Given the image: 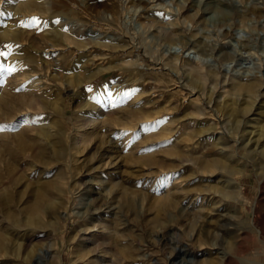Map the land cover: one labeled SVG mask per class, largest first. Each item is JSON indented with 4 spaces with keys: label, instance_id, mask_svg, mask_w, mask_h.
I'll return each mask as SVG.
<instances>
[{
    "label": "rangeland",
    "instance_id": "1",
    "mask_svg": "<svg viewBox=\"0 0 264 264\" xmlns=\"http://www.w3.org/2000/svg\"><path fill=\"white\" fill-rule=\"evenodd\" d=\"M0 25V100H17L0 106V264H264V0H0Z\"/></svg>",
    "mask_w": 264,
    "mask_h": 264
},
{
    "label": "bare ground",
    "instance_id": "2",
    "mask_svg": "<svg viewBox=\"0 0 264 264\" xmlns=\"http://www.w3.org/2000/svg\"><path fill=\"white\" fill-rule=\"evenodd\" d=\"M25 1V0H24ZM220 1V0H219ZM30 3V2H29ZM29 3H26L25 4V7L27 8H29V6H31ZM27 8V9H28ZM26 9V10H27ZM30 9H32V8H30ZM29 9V10H30ZM4 23V22H3ZM2 24V23H1ZM5 24V23H4ZM1 26V25H0ZM3 27H4V25H3ZM1 28V29H3L4 30V28ZM7 30V28L5 29V31ZM8 32V33H7ZM7 35L5 36V38L4 39H7V40H10L12 43H14V44H16V43H18V42H16V36H17V34H18V32L17 31H12V32H9L8 30H7ZM4 33V32H3ZM53 35V34H52ZM90 35V34H89ZM101 34H97V33H94V34H91L90 35V37L92 38V39H97L99 36H100ZM3 36V37H4ZM51 36V35H50ZM49 38V37H48ZM53 38H57V39H55V40H64L63 39V37H61L60 35H54L53 36ZM67 38H65V40H66ZM45 42V46H44V51H42V52H44V54H46V55H48V56H54V55H57V52H58V50L60 49V47L58 46V45H60L59 43L60 42H58V41H54L53 39H51V41H44ZM63 42V41H62ZM68 42H66L65 43V41L63 42V44L64 45H69V44H67ZM73 43V42H72ZM13 47H15V45L13 46ZM15 49H17L16 47H15ZM38 50V49H37ZM18 51V50H17ZM38 51H40V50H38ZM43 54V53H42ZM11 55V54H10ZM20 56V55H19ZM10 57V56H9ZM8 57V58H9ZM46 57V56H45ZM12 58V57H11ZM16 58V57H15ZM67 77V76H66ZM70 77V76H69ZM40 78H36L35 80H31V81H28L27 83H28V86H30V87H32V89H34L35 87H36V90L40 87V86H42V82L41 83H38V84H34V82L35 81H38ZM70 79V78H69ZM70 81V83L69 84H72L73 86H79L80 84L78 83L80 80H78L77 78H72L71 77V79L69 80ZM238 82V81H237ZM18 83V82H17ZM235 83H236V81H235ZM253 83V82H252ZM246 84V83H245ZM254 84V83H253ZM27 85V84H26ZM238 85V84H237ZM234 86V85H233ZM255 86V85H254ZM237 87V86H236ZM248 88H252V85L251 84H249L248 86H247ZM28 88V87H27ZM26 88V89H27ZM30 90H32L31 88H29ZM28 89V90H29ZM39 90V89H38ZM42 90V89H41ZM44 91V90H43ZM39 93H40V91H39ZM44 92H42V93H40V94H38L37 96H35L34 98H36V99H38V98H40L41 96H44V95H42ZM46 93V92H45ZM35 94V93H34ZM59 96V95H58ZM16 97V96H15ZM5 98V97H4ZM25 98V97H24ZM23 98V99H24ZM6 99V98H5ZM5 99H1L0 100V106L2 105V106H4V107H6V108H10L11 106H12V104L11 103H14V102H12V101H15V100H13V99H7V100H5ZM15 99V98H14ZM22 99V98H21ZM21 99H19V101H20V103L21 102H23L25 105H28L29 104V100L30 99H24L23 101L21 100ZM32 99V98H31ZM39 100V99H38ZM43 100V99H42ZM17 101V100H16ZM15 101V102H16ZM31 101V100H30ZM46 101V100H45ZM56 101V100H55ZM19 103V102H18ZM51 103H53V102H51V100H50V102H49V106H51L52 108H54L53 107V105H55V103H53L52 105H51ZM23 104V105H24ZM58 104V103H57ZM24 105V106H25ZM7 112V111H6ZM9 113V112H8ZM1 115V114H0ZM29 118V116H27L26 117V119H28ZM30 119V118H29ZM24 121H25V119H24ZM238 121V120H237ZM253 121V120H252ZM20 122V121H19ZM44 125L45 126H48V127H54V125H55V121L52 119V120H50L49 122H48V124H46V122L44 123ZM262 127H264V126H262ZM38 129L36 130L37 132H36V135H35V137L37 138V139H40V138H48L49 137V131L46 129L45 130V127L44 126H38L37 127ZM47 128V127H46ZM260 129V128H259ZM262 130V129H261ZM264 130V129H263ZM262 130V131H263ZM48 131V132H47ZM248 132V131H247ZM252 132V131H251ZM249 134H251V133H249ZM7 135V134H6ZM9 135V134H8ZM261 136V135H260ZM12 137V139L11 140H13L14 142H16V144H17V148L19 149V150H25L27 147H28V145H31V144H28V143H26V141H25V139H24V137H23V132H18V133H14V135L13 136H11ZM87 137H88V135H87ZM6 138V137H5ZM8 138V137H7ZM89 138V137H88ZM84 139H86L87 140V138H85L84 137ZM251 139V138H250ZM249 139V140H250ZM259 139V138H258ZM33 140V139H32ZM36 140V139H35ZM47 140V139H46ZM52 140V139H51ZM12 141V142H13ZM258 141L259 140H257L256 139V141L255 140H253V143L254 144H257L258 143ZM259 142H261V141H259ZM52 144H55V143H52ZM219 145V144H218ZM260 145V144H259ZM243 146V145H242ZM244 148V147H243ZM37 149V148H36ZM56 150V149H55ZM220 150V149H219ZM224 152V151H223ZM45 150H44V148H42V147H39L37 150H36V152H35V158L38 160V162L41 164V165H45V164H47V163H49V161H47V162H45ZM54 153V152H53ZM222 153V152H221ZM54 157L55 158H57V157H60V155H59V152L56 150L55 151V153H54ZM210 165L212 166V167H221L222 169H224L225 168V166L221 163V162H219V161H216V160H214V161H212L211 163H210ZM46 166V165H45ZM210 166V167H211ZM243 167V166H242ZM9 168V170L11 171L12 170V168H11V166H9L8 167ZM229 168V167H228ZM235 168V167H234ZM227 170V169H226ZM234 170V169H233ZM235 170H236V168H235ZM242 171V170H241ZM241 171H239V169L236 171V172H241ZM230 173L232 172L231 170L229 171ZM232 173H234V172H232ZM10 181H13L11 178H10ZM226 184V183H225ZM223 186H225V185H223ZM226 188H227V184H226V186H225ZM234 187L237 189V193H238V195L242 192V187H241V184L237 181V183L234 185ZM233 187V188H234ZM232 188V187H231ZM214 189V188H213ZM59 190V186H58V184H57V182L55 181V180H52V181H48V182H45V183H42V185L40 184V185H38L33 191H34V194H33V198L31 199V201L28 203V204H26V206H25V208H24V212H23V218H22V222L25 224V225H31V226H41V223H40V221L38 220V219H40L39 218V216H40V214H41V212L43 211L44 212V210H46L45 208H46V204H48L47 202H48V197H49V195L53 192V191H58ZM9 196V195H8ZM5 199V200H4ZM3 200H4V202H5V204H8V203H10L11 202V199L10 198H3ZM7 212V211H6ZM8 213V214H7ZM6 214L8 215V218L9 219H14L15 218V214L12 212V211H8ZM7 217V216H6ZM43 225V224H42ZM4 232V231H3ZM5 232L4 233H2V230H0V253H3V254H7V252L9 251V249L11 248V247H9L7 244H8V238L6 237L7 236V234H5ZM11 238V237H10ZM19 248V247H18ZM11 250V249H10ZM31 250H27L26 249V253H27V255H30L31 254Z\"/></svg>",
    "mask_w": 264,
    "mask_h": 264
},
{
    "label": "snow or ice",
    "instance_id": "3",
    "mask_svg": "<svg viewBox=\"0 0 264 264\" xmlns=\"http://www.w3.org/2000/svg\"><path fill=\"white\" fill-rule=\"evenodd\" d=\"M41 23V21L38 18L33 17L30 25H39ZM30 25H24V26H30ZM0 130H2V126H0Z\"/></svg>",
    "mask_w": 264,
    "mask_h": 264
}]
</instances>
